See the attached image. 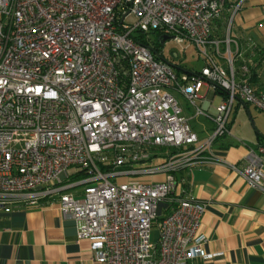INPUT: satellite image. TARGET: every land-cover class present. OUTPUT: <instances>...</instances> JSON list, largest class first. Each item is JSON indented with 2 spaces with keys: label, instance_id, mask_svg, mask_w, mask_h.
I'll return each mask as SVG.
<instances>
[{
  "label": "built area",
  "instance_id": "1",
  "mask_svg": "<svg viewBox=\"0 0 264 264\" xmlns=\"http://www.w3.org/2000/svg\"><path fill=\"white\" fill-rule=\"evenodd\" d=\"M227 2L0 0V211L9 212L16 195L31 203L56 196L96 264H193L215 256L199 233L206 202L181 196L175 173L224 164L264 190V144L238 140L247 148L242 167L212 152L230 135L235 100L264 111L248 67L235 73L229 32L211 37ZM129 14L132 24L124 22ZM152 32L190 40L204 66L178 74ZM138 34L148 43L132 37ZM221 43L226 68L211 53ZM205 84L225 98L212 133L196 144L171 90L194 105ZM70 168L84 176L74 178Z\"/></svg>",
  "mask_w": 264,
  "mask_h": 264
},
{
  "label": "crops",
  "instance_id": "2",
  "mask_svg": "<svg viewBox=\"0 0 264 264\" xmlns=\"http://www.w3.org/2000/svg\"><path fill=\"white\" fill-rule=\"evenodd\" d=\"M237 1L228 0L222 10L225 20H220L230 18V27L222 24V34L214 36L223 38L229 32L237 72L247 65L250 85L264 95V0H239L240 7L233 13L232 6ZM224 50L221 43L220 53L212 49L211 53L226 68ZM173 64L181 72L194 70ZM171 92L197 136L196 144H201L213 131V117L225 93L205 84L193 105L179 92ZM259 112L252 104L235 100L228 117L230 135L221 137L212 152L239 167L244 166L245 144H264V127L233 130V126L236 121L254 122ZM175 177L176 191L181 196L206 202L199 233L206 237L205 251L216 255L195 258L193 264H264V190L249 186L224 164L195 165L177 171ZM57 202L56 196L31 203L29 198L16 195L11 210L0 211V264H96L89 242L77 238L73 219L59 210Z\"/></svg>",
  "mask_w": 264,
  "mask_h": 264
},
{
  "label": "rangeland",
  "instance_id": "3",
  "mask_svg": "<svg viewBox=\"0 0 264 264\" xmlns=\"http://www.w3.org/2000/svg\"><path fill=\"white\" fill-rule=\"evenodd\" d=\"M135 20V16L133 14H129L124 19V22L132 24L135 22ZM227 23V26L230 27V18L228 19ZM148 35L153 41H156L158 39V35L156 32L149 33ZM160 51L162 56L166 60L173 61V63H180L181 65H183V67L186 68L200 70L205 64L203 56L200 54L196 46L188 39H185L182 43H178L173 38L166 39L165 42L161 44ZM252 109L255 110L254 107H252ZM261 112L262 111H260L259 113ZM259 113V116H255L254 122L252 123L250 119H247V121L244 120V123L236 121V124H234L233 126V130H257L259 125L261 127H264V113ZM73 171L74 168L69 169V172ZM81 187L82 186H77L73 189L67 190V192L78 191Z\"/></svg>",
  "mask_w": 264,
  "mask_h": 264
},
{
  "label": "trees",
  "instance_id": "4",
  "mask_svg": "<svg viewBox=\"0 0 264 264\" xmlns=\"http://www.w3.org/2000/svg\"><path fill=\"white\" fill-rule=\"evenodd\" d=\"M222 18L225 20L224 13L223 12H221L218 17H216V18L213 19L211 37H215L216 38V36H219L220 33H221V31H222V29H221L222 24H226L227 25V20L223 22V21L220 20ZM157 35H158V39L156 41H153V43H154L155 49L158 50V51H160V49H161V44L159 42V36L161 35L160 32H157ZM214 35H216V36H214ZM132 37H135V39H137L141 43H145V44L148 43V41L146 40V38H145V36L143 34L132 35ZM234 68H235V66H234ZM176 71H177L178 74L179 73H182L179 70H176ZM199 71L200 70H187L185 72H187V73H195V72H199ZM235 73H236V75H240L237 72V69L236 68H235ZM71 175L74 178H81V177L84 176V172H83V170H76L73 173H71Z\"/></svg>",
  "mask_w": 264,
  "mask_h": 264
},
{
  "label": "water",
  "instance_id": "5",
  "mask_svg": "<svg viewBox=\"0 0 264 264\" xmlns=\"http://www.w3.org/2000/svg\"><path fill=\"white\" fill-rule=\"evenodd\" d=\"M169 38H173L172 36H170V35H167V34H163V35H161V36H159V42H160V44H163L164 42H165V40L166 39H169ZM155 53H156V55L159 57V58H161V59H164L159 53H157L156 51H155ZM172 67H176L173 63H171V62H169V61H167Z\"/></svg>",
  "mask_w": 264,
  "mask_h": 264
}]
</instances>
